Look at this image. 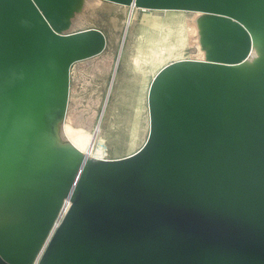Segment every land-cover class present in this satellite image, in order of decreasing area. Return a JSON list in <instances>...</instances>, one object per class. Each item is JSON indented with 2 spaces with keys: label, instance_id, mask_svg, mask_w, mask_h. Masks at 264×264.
<instances>
[{
  "label": "water",
  "instance_id": "obj_1",
  "mask_svg": "<svg viewBox=\"0 0 264 264\" xmlns=\"http://www.w3.org/2000/svg\"><path fill=\"white\" fill-rule=\"evenodd\" d=\"M192 11L204 59L163 66L149 133L99 159L63 131L79 0H0V264H264V0H105Z\"/></svg>",
  "mask_w": 264,
  "mask_h": 264
},
{
  "label": "rangeland",
  "instance_id": "obj_2",
  "mask_svg": "<svg viewBox=\"0 0 264 264\" xmlns=\"http://www.w3.org/2000/svg\"><path fill=\"white\" fill-rule=\"evenodd\" d=\"M79 6L64 31L100 29L107 46L71 68L65 131L87 149L95 141L94 148L109 159L124 157L147 139L148 90L154 75L172 61L205 58L197 26L202 14L144 10L105 0H79Z\"/></svg>",
  "mask_w": 264,
  "mask_h": 264
},
{
  "label": "built area",
  "instance_id": "obj_3",
  "mask_svg": "<svg viewBox=\"0 0 264 264\" xmlns=\"http://www.w3.org/2000/svg\"><path fill=\"white\" fill-rule=\"evenodd\" d=\"M105 155H106V154L103 152V154H102L101 156H96V158H99V159H108V157L105 156ZM69 207H70V201L66 199V200L64 201L62 207H61V210H60V212H59V214H58L56 220H55V223H54V225H53V228H52V230H51V233H50V235H49V238L52 236L54 230H55V229L59 226V224L61 223V221H62V219L64 218L65 214L67 213ZM49 238L47 239L46 243L44 244V246H43L42 249L40 250V252H39V254L37 255V257H36V259H35V261H34L33 264H38V262H39V260H40V257H41V255H42V253H43V251H44V249H45V247H46V244H47Z\"/></svg>",
  "mask_w": 264,
  "mask_h": 264
},
{
  "label": "bare ground",
  "instance_id": "obj_4",
  "mask_svg": "<svg viewBox=\"0 0 264 264\" xmlns=\"http://www.w3.org/2000/svg\"><path fill=\"white\" fill-rule=\"evenodd\" d=\"M85 2V1H84ZM82 4H83V2H82ZM114 4V3H113ZM78 6H79V4H78ZM80 7V6H79ZM84 7V6H83ZM133 8V7H132ZM82 9V8H81ZM130 20L131 19H129V21H128V23L130 22ZM71 21V19H68V22H70ZM63 131H64V134H65V137L75 146V147H77L79 150H81L84 154H86V155H88L89 157H92V158H96V156H101L102 154H103V150L102 149H95L94 148V143H95V141H94V143H93V146L91 147V145H90V147L87 149V148H85V144H82L81 145V143L79 144V143H76V142H74V141H72L69 137H68V135H67V133H66V131H65V127H63ZM81 142H83V140H81ZM80 145V146H79Z\"/></svg>",
  "mask_w": 264,
  "mask_h": 264
}]
</instances>
